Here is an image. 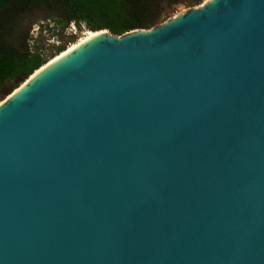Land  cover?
<instances>
[{"label":"water","instance_id":"obj_1","mask_svg":"<svg viewBox=\"0 0 264 264\" xmlns=\"http://www.w3.org/2000/svg\"><path fill=\"white\" fill-rule=\"evenodd\" d=\"M0 264H264V0L93 38L5 103Z\"/></svg>","mask_w":264,"mask_h":264},{"label":"trees","instance_id":"obj_2","mask_svg":"<svg viewBox=\"0 0 264 264\" xmlns=\"http://www.w3.org/2000/svg\"><path fill=\"white\" fill-rule=\"evenodd\" d=\"M204 1L0 0V101L70 46L57 47L45 60L30 34L33 24L26 31L22 29L33 13H40L44 20L61 30L81 23L91 32L107 30L113 36H122L133 30H149L164 23L179 7H196ZM38 27L42 33L43 26Z\"/></svg>","mask_w":264,"mask_h":264},{"label":"rangeland","instance_id":"obj_3","mask_svg":"<svg viewBox=\"0 0 264 264\" xmlns=\"http://www.w3.org/2000/svg\"><path fill=\"white\" fill-rule=\"evenodd\" d=\"M199 6L190 8L179 7L174 13H171L167 20L162 24H165L170 20H174L175 17L183 15L189 10L198 8ZM31 25L35 29L32 28L30 34L36 39L34 44L41 50L42 57H44L45 60H47L50 55L55 53L57 47L64 45L68 47L69 45L78 41L79 38L87 35V33L90 32L86 29L85 25L81 23L78 25V27L74 24H71L69 27L61 30V28L55 27L52 22L44 20L40 13H33L27 17L23 23V31H26ZM38 25L43 26L44 31L42 33L38 32ZM47 25L48 27L46 28ZM103 31H106L107 35L112 36L107 30Z\"/></svg>","mask_w":264,"mask_h":264},{"label":"bare ground","instance_id":"obj_4","mask_svg":"<svg viewBox=\"0 0 264 264\" xmlns=\"http://www.w3.org/2000/svg\"><path fill=\"white\" fill-rule=\"evenodd\" d=\"M214 0H205L198 8H202L209 3H211ZM197 8V9H198ZM179 17V16H178ZM178 17H175L174 19H177ZM107 35L106 31H100V32H88L87 35L81 37L76 43L70 45L64 52H62L59 55H56L54 58L49 60L44 66H42L40 69L34 72L33 75L29 77L28 80H26L23 84H21L17 89H15L10 95H8L3 101L0 102V108L10 101L13 97H15L21 90H23L29 83H31L35 78H37L39 75L47 71L50 67L55 65L56 63L60 62L64 58H66L68 55H70L72 52L79 49L81 46L92 40L93 38Z\"/></svg>","mask_w":264,"mask_h":264},{"label":"built area","instance_id":"obj_5","mask_svg":"<svg viewBox=\"0 0 264 264\" xmlns=\"http://www.w3.org/2000/svg\"><path fill=\"white\" fill-rule=\"evenodd\" d=\"M39 28V27H38ZM33 29H35V28H33Z\"/></svg>","mask_w":264,"mask_h":264}]
</instances>
